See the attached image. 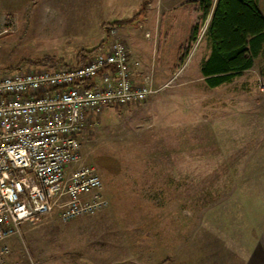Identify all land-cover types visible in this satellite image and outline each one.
<instances>
[{"label": "rangeland", "instance_id": "1", "mask_svg": "<svg viewBox=\"0 0 264 264\" xmlns=\"http://www.w3.org/2000/svg\"><path fill=\"white\" fill-rule=\"evenodd\" d=\"M208 25L200 0H0V77L47 56L80 65L118 36L157 91L102 107L81 135L78 168L108 206L23 224L11 264H264V54L210 89Z\"/></svg>", "mask_w": 264, "mask_h": 264}, {"label": "built area", "instance_id": "2", "mask_svg": "<svg viewBox=\"0 0 264 264\" xmlns=\"http://www.w3.org/2000/svg\"><path fill=\"white\" fill-rule=\"evenodd\" d=\"M118 36L80 65L23 69L0 77V264L25 223L59 212L64 220L108 206L93 167L78 168L81 135L102 107L146 102L157 91L137 81Z\"/></svg>", "mask_w": 264, "mask_h": 264}, {"label": "trees", "instance_id": "3", "mask_svg": "<svg viewBox=\"0 0 264 264\" xmlns=\"http://www.w3.org/2000/svg\"><path fill=\"white\" fill-rule=\"evenodd\" d=\"M200 9L201 24L209 20L206 39L210 45V55L202 63L201 75L210 89H216L252 70L264 54V14L259 0H200ZM199 35L200 27L195 26L189 49ZM188 51L181 57V65ZM57 62L55 57L47 56L35 64L53 68Z\"/></svg>", "mask_w": 264, "mask_h": 264}]
</instances>
